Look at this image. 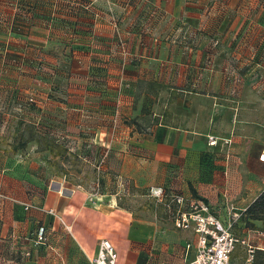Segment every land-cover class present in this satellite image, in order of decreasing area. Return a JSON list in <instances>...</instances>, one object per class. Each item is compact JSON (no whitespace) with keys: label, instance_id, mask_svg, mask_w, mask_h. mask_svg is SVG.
Wrapping results in <instances>:
<instances>
[{"label":"crops","instance_id":"0c3cea01","mask_svg":"<svg viewBox=\"0 0 264 264\" xmlns=\"http://www.w3.org/2000/svg\"><path fill=\"white\" fill-rule=\"evenodd\" d=\"M115 1L133 5L125 4L124 16L113 15L109 34L104 12H89L93 0H47L48 32L53 25L54 41L66 42L74 64L86 63L89 52L137 49V58L120 63L100 91L86 76L74 79L66 103L52 99L54 115L72 110L61 121L67 129L104 134L106 147H117L119 171L139 188L160 185L191 197L193 186L226 223L233 203L240 213L233 231L263 250V222L247 227L241 215L264 189V0ZM14 5L18 11V0ZM55 6L64 14L56 15ZM209 134L220 138L214 147ZM207 151L216 155L215 166ZM35 163L28 154L0 149V264H89L101 238L115 246L117 264H149L173 251L115 198L89 202L86 188L39 174ZM185 250L180 264L195 247L188 257ZM230 258V264H262L258 257L248 260L242 243Z\"/></svg>","mask_w":264,"mask_h":264},{"label":"rangeland","instance_id":"374dc122","mask_svg":"<svg viewBox=\"0 0 264 264\" xmlns=\"http://www.w3.org/2000/svg\"><path fill=\"white\" fill-rule=\"evenodd\" d=\"M36 1L18 0L17 11L14 7L17 0H0V149L17 151L20 155L28 154L31 160L37 161L33 167L39 174L86 188L89 202L110 203L115 198L119 205L132 211L140 226L145 221L151 228L150 232L164 236L173 245L172 252L164 257H151L149 264H162L172 259L175 264L183 263L186 244L191 242L194 245L193 231L175 226L171 212L149 195V189L154 185L148 189L139 188L130 177L121 174V157L117 154V147L113 144L112 151L106 147L104 134L96 137L88 128L81 132L67 129L70 125L65 126L61 121L74 111L63 110L57 112L56 116L54 113L58 110L54 112L55 107L52 106V99L67 102L73 93V87L69 84L74 85V79L84 80L87 77L94 84L93 91H100L105 80L110 79L111 82L115 79L114 71L120 63L137 58V49L125 46L122 49L116 47L89 52L86 53L90 55L86 63L74 64L69 52L65 51L66 42L59 44L57 40L61 39L54 41L53 25L52 32H48L52 22L50 19L48 21L50 13L47 11L50 8L47 0L39 3L40 11L34 6ZM125 4L115 0H93L89 12L93 13L96 9L104 12L106 18L102 28L110 34L113 15L118 13L124 16L127 11ZM58 7H54L55 14H64L62 8ZM36 14L44 16L43 20L35 19ZM18 20L25 21V26H20ZM57 24L62 26V31L58 32L64 34L63 23ZM41 52L45 54L43 59ZM261 75L258 72L254 77L259 80ZM254 92L259 94L260 91L254 89ZM46 101L49 104L44 106ZM81 114H86L85 108ZM84 120L87 124L86 118ZM114 132L118 134L120 130ZM31 133L39 137L27 142ZM45 133L48 138L57 139L59 154L50 153L39 142L40 136H45ZM191 197L196 198L194 195Z\"/></svg>","mask_w":264,"mask_h":264},{"label":"built area","instance_id":"2783aa9c","mask_svg":"<svg viewBox=\"0 0 264 264\" xmlns=\"http://www.w3.org/2000/svg\"><path fill=\"white\" fill-rule=\"evenodd\" d=\"M219 139L218 136L207 135L208 143L212 147L219 143ZM223 140L225 145L232 142L230 138ZM260 160L264 161V149L261 151ZM149 195L158 202H165L169 209H172L174 205L176 207V211L173 213L175 226L186 231L190 229L195 234L194 245L191 242L186 245L185 257L189 256L193 246L195 252L184 264H230L231 254L239 243L247 246L248 260L254 258L256 246L233 231V221L240 216L233 203L229 205L231 219L226 223L212 212L211 205L204 199L186 197L178 192L167 194L163 186L160 185L151 186ZM0 196L3 195L0 194ZM26 207L28 208L29 205L26 204ZM49 211L55 213L54 209ZM38 233L40 240L45 238L43 228ZM98 246V253L90 260L89 264L118 263L116 248L109 239L101 238Z\"/></svg>","mask_w":264,"mask_h":264},{"label":"trees","instance_id":"16d2710c","mask_svg":"<svg viewBox=\"0 0 264 264\" xmlns=\"http://www.w3.org/2000/svg\"><path fill=\"white\" fill-rule=\"evenodd\" d=\"M23 22V20H19V25L23 26L25 25ZM25 59L27 60V57H25ZM30 60H32L31 58H29ZM32 103H34L33 100H30ZM48 133V132H46ZM44 134L45 136L39 138V140L41 139V141L39 142H42V145L43 147L46 149H48V151L50 153H55V154H59L60 151L57 150V147L59 146V144H57V139L55 138H48V134ZM36 137H39V135H36L34 133H31L28 138H27V142L30 141V140H34L36 139ZM206 154L208 155L207 156V159L210 161V164H212V166H215L214 162L216 160V155H214V153L212 151H207ZM191 190H192V193L194 195V197L196 198H199L201 199L198 195H197V192L195 190V188L193 186H191ZM174 192H177V191H174ZM167 194L171 193L170 191H166ZM179 193V192H178ZM156 201V199H155ZM160 202V201H159ZM158 203V201H157ZM161 205L164 206V208L166 209V211H169L170 212V209L166 206L165 202H160ZM176 211V207L173 205L172 209H171V213L173 215V213ZM174 217V215H173ZM241 219L243 221H245V225L248 227H251V228H256L255 227V224H254V220H259V221H262V228L261 230L264 231V189L262 190V192L256 197V199L251 202L247 208L242 212V215H241ZM254 257H258V260L264 264V249L263 250H256L255 254H254Z\"/></svg>","mask_w":264,"mask_h":264}]
</instances>
